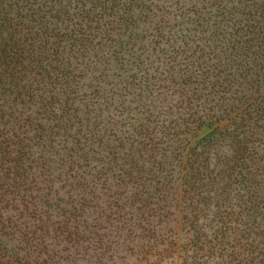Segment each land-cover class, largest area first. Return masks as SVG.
I'll return each instance as SVG.
<instances>
[{
  "label": "trees",
  "instance_id": "trees-1",
  "mask_svg": "<svg viewBox=\"0 0 264 264\" xmlns=\"http://www.w3.org/2000/svg\"><path fill=\"white\" fill-rule=\"evenodd\" d=\"M152 1L0 0L4 209L36 221L38 201L54 190L53 169L41 150L57 143L61 165L56 192H80L82 201L62 222L68 235L79 238V231H87L88 225L79 231L76 226L86 222L85 207L103 190L116 221L123 212L131 213L128 209H145L147 215L135 226L149 239L156 235L160 218L170 217L174 201L190 208L193 239L170 241L174 248L168 257L175 263L264 264V0H207V6L193 11L199 28L193 30L211 36L212 45L205 44L209 51L200 45L192 50L185 42L166 54L159 88L179 97L173 118L145 116L118 144L107 146L103 157L93 155L95 142L83 129L81 114L90 113L87 104L95 102L96 89L85 80L102 51L110 49L119 62L136 59L131 64L140 69L143 62L133 47L137 36L183 32L184 21L172 25L168 18L174 12L172 0H155L162 7ZM178 16L187 17L183 12ZM147 81L146 76L139 82V103L150 91ZM86 86L92 90L84 92ZM132 110L140 113L134 107L122 114ZM126 119L124 128L128 120L137 121ZM148 161L157 162L158 171L145 167ZM161 164L175 166L180 177L166 180ZM202 218H210L209 224L197 226ZM98 221L90 231L98 228ZM207 227L210 234L204 232ZM158 249L147 244L143 259L149 264L163 261Z\"/></svg>",
  "mask_w": 264,
  "mask_h": 264
},
{
  "label": "rangeland",
  "instance_id": "rangeland-1",
  "mask_svg": "<svg viewBox=\"0 0 264 264\" xmlns=\"http://www.w3.org/2000/svg\"><path fill=\"white\" fill-rule=\"evenodd\" d=\"M153 1L159 7L164 5L162 2ZM175 1H171L173 16L168 18L171 19L172 25L178 24L179 21L187 22L189 19L190 22H183L181 25L183 35L160 36L161 38L158 36H137L134 39L133 47L143 62V65L137 66L140 69L131 64L136 59L129 58L130 62L115 61L112 59L111 50L105 48L102 51L104 56H100V61L88 73L85 82L93 86L92 89H96L95 102L87 104L90 113L81 114V117L83 118V129H88L87 137L95 142H90L91 147L96 152L101 153L94 152L95 158L103 157L111 146L118 144L127 130L130 131L133 128L132 124L137 125L145 116L152 120H157L156 117H159L160 120L173 118L172 116L176 113L175 104L179 101V97L172 94L168 88H159L163 84L160 81V75L163 74L161 68L164 66L166 54H171L173 48H177L180 43L182 45L185 42L189 44V48L192 50L196 49L197 45L202 47H205V44L212 45V42L208 41L211 36L193 30V28L199 30L194 23L197 16L193 11L197 12L202 9V6H207V0ZM149 4L146 3V5ZM189 9L191 10L189 11ZM182 12L188 18L179 17L178 15ZM142 15L145 16L146 14L143 13ZM141 35H145V33H141ZM174 37L177 39H173ZM205 51H209V49L205 47ZM132 75H137L139 81L138 79L133 80ZM146 76L150 91L149 93L145 92L144 102L139 103L137 101L141 93L138 88L139 82ZM129 82L138 85H130ZM92 89L88 90L86 86L84 92H90ZM92 101L94 100L92 99ZM145 105L150 109L149 113H145ZM134 107H138L140 113L132 110L125 115L122 114ZM19 108L21 109V107ZM127 116L135 117L137 121L128 120L129 126L124 128ZM118 139L119 141H117ZM107 146L109 148L106 149ZM60 148L61 146L56 143L52 147L47 146L45 151L41 150L44 158L49 160L46 161L47 166L51 170L53 169V175L50 178L53 179L51 186L54 190L52 189L51 194L41 197V201H38L39 212L36 221L28 218L19 219L10 209V211L4 209L6 206L4 199L8 198V195L0 191V264H149L143 259L142 254L147 244L157 245L161 252L160 257L165 258L160 262L157 260V264H178L179 261L175 263L174 259L168 257L170 256V249L174 248V244L170 241L178 240V244H182L186 238L193 239V232L188 224L190 208H184L175 201L169 208L170 217L160 218V224L154 227L156 235L149 239L146 237L145 231L142 232L135 226L136 223L139 224L144 214L147 215L143 212L145 209L142 211L128 209L131 213L123 212V217L116 221L112 216L113 207H108L110 198L101 190V193L97 194L100 198L96 196L91 201L92 205L85 207L87 214L83 218L86 222L82 221L76 226V231H79L84 225H88L87 231H79V238L65 233L62 229V222L75 207H81L82 201L77 195L80 192H73L69 195L63 191L56 192L60 189L55 177L56 169L59 168L60 163H58V157L55 153L60 151ZM50 160H55L58 165H52L53 162L50 163ZM156 161L158 162L159 159ZM157 162L148 161L144 163V166L152 167L158 171ZM161 167L164 170L162 176L166 180L175 181L174 179L177 180L180 177L175 166L161 164ZM211 209L214 210V208ZM132 210L135 211L132 212ZM110 214L111 218L108 217ZM184 214H186L187 219ZM95 220H99L98 228L90 231V226L95 223ZM23 221L28 224L34 222L36 226L29 227ZM198 222V224L195 222L197 226L204 223L209 224L210 218L207 221L202 218ZM42 223L46 226H41ZM131 224H134L135 227L130 228L133 230L132 233L128 230ZM186 231L189 233L187 234ZM204 232L210 234L212 231L207 227ZM160 236L164 237L166 241L161 240ZM141 246L143 247L141 248Z\"/></svg>",
  "mask_w": 264,
  "mask_h": 264
}]
</instances>
